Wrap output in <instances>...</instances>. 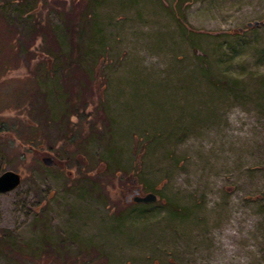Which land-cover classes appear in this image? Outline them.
Segmentation results:
<instances>
[{"label":"rangeland","instance_id":"obj_1","mask_svg":"<svg viewBox=\"0 0 264 264\" xmlns=\"http://www.w3.org/2000/svg\"><path fill=\"white\" fill-rule=\"evenodd\" d=\"M258 20L264 0H0V174L22 176L0 264H264Z\"/></svg>","mask_w":264,"mask_h":264},{"label":"water","instance_id":"obj_2","mask_svg":"<svg viewBox=\"0 0 264 264\" xmlns=\"http://www.w3.org/2000/svg\"><path fill=\"white\" fill-rule=\"evenodd\" d=\"M260 25H264V22L261 20L258 21H249L247 23L248 27H258ZM44 164H47L48 166L53 165L52 158L44 157L43 158ZM22 176L18 172H15L13 170L7 169L4 172L0 174V193H6L7 191H11L13 189H16L17 186L21 183ZM138 192V191H136ZM158 200V195L154 192H147L142 193L141 195H137L134 198V201L136 203H144V204H153Z\"/></svg>","mask_w":264,"mask_h":264},{"label":"flooded vegetation","instance_id":"obj_3","mask_svg":"<svg viewBox=\"0 0 264 264\" xmlns=\"http://www.w3.org/2000/svg\"><path fill=\"white\" fill-rule=\"evenodd\" d=\"M39 154L40 156H42V160L45 156H48L49 153L48 152H41L39 151ZM138 191L137 188H135V186H130L128 187L126 190L123 191V193H119L121 195V197L123 198V201H124V204L125 205H130V204H137L135 201H134V198L137 196V195H141L142 193L140 192H136ZM138 205H141V204H138Z\"/></svg>","mask_w":264,"mask_h":264}]
</instances>
